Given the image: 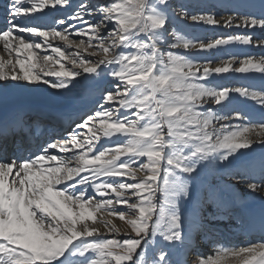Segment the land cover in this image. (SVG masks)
Masks as SVG:
<instances>
[{
  "label": "snow or ice",
  "instance_id": "obj_1",
  "mask_svg": "<svg viewBox=\"0 0 264 264\" xmlns=\"http://www.w3.org/2000/svg\"><path fill=\"white\" fill-rule=\"evenodd\" d=\"M49 5L70 6V0H9L5 5L7 27L0 31V42L8 58L0 56V81L44 83L61 90L60 96L69 97L82 85L86 91L89 81L111 77L114 91H106L104 100L116 106L95 114L101 117L99 127L95 131L89 128L87 138L69 133L67 139L50 142L38 152H33L32 146L39 119L17 113L0 121V264H189L191 255L196 257L192 264H228L230 260L264 264V236L245 247L230 248L217 241L214 254L199 251L197 236L208 235L221 214L233 212L230 204L234 198L215 186L200 197L196 195L206 171L236 168L254 145L262 150L259 178L251 165L232 178L246 180L253 194L264 193V120L252 122L237 112L234 118L241 123L233 126L221 123L233 119L231 114L221 116L210 107H227L223 102L230 103V93L235 92L264 110V91L218 89L203 82L213 73L230 70L264 74V53L259 58L247 57L240 67L232 69L234 58L213 68L211 61L200 64L174 51L208 50L233 42L252 45L253 35H233L205 44L174 30L170 33V0H110L101 4L82 0L69 19L84 27L67 25L60 19L57 23L66 25L63 32L43 31L38 25L24 23L22 17ZM176 14L189 17L185 11ZM93 15L99 17L96 22L85 19ZM190 18L218 23L212 16ZM236 19L240 20L237 27L264 30V14L229 16L225 26H232ZM17 32L43 37L44 44L62 58L65 52L52 47L50 39L59 38L85 52L94 49L89 55L100 58L93 61L72 53V69L61 65V70H43L41 75L33 71L40 64L32 50L42 44L26 41L15 35ZM69 35L87 37V42ZM255 46L264 48V38L257 39ZM24 50L29 52L28 60L20 59ZM52 59L51 55L42 57L45 66ZM44 76L58 80L49 81ZM92 120L89 116L76 127H85ZM245 120L249 122L243 123ZM101 135L122 137L123 141L96 151ZM49 149L72 155L61 158ZM106 177H127L134 182L103 179ZM89 188L103 199L88 196ZM111 194L114 197L108 198ZM186 203L191 205L188 210ZM117 205L125 206L127 212L117 211ZM105 217L122 221L128 238L90 239L101 236L98 219L107 232L120 233ZM248 226L264 233V212L258 220H249ZM177 252L183 260L175 259Z\"/></svg>",
  "mask_w": 264,
  "mask_h": 264
},
{
  "label": "bare ground",
  "instance_id": "obj_2",
  "mask_svg": "<svg viewBox=\"0 0 264 264\" xmlns=\"http://www.w3.org/2000/svg\"><path fill=\"white\" fill-rule=\"evenodd\" d=\"M4 1H1L3 3ZM173 2L182 3L183 6L186 7L188 11L194 10L198 16L204 15V16H212L214 17L218 23L213 25L206 23L205 21H200L196 27L194 28L193 32H190L189 39L196 41V42H202V43H209L213 42L216 39H227L230 36L233 35H253L254 43L252 45H243L239 42H233L225 45H220L217 48L208 49V50H199L197 49H190L186 50V53L190 54L191 58L194 59L196 62L200 64H204L208 61H211V66L217 67L221 66V64L228 62L229 60H233L232 63V69L238 68L241 66V62L247 58V57H255L259 58V56L264 53V48L255 46V41L259 38H264V30L259 28H251V27H237L236 24L240 23L239 19H236L234 24L232 26H225V19L229 16L231 17H242V16H254V17H260L262 14H264V8H262V5H264V0H173ZM93 3V2H92ZM190 6V7H187ZM6 11V10H5ZM54 15L53 10H51L49 7L45 8L43 11L38 12V20L42 22H48L49 20L53 21L52 16ZM173 22H176L175 19H173ZM15 35H20L25 38L26 41H29V37H32L33 39H37L42 44V47L40 48L39 52H45V55H51L53 59L51 61H48L46 63L45 68L43 66L37 67L34 69V72H39L41 75H43V70H46V68L51 70H61V65L63 64V58L59 57L58 54L51 51V48H49L47 45L44 44V38L35 36L31 33H15ZM78 38L77 36H74ZM30 42V41H29ZM15 46V42H13ZM49 44L52 45V47H60L61 41H58V39H54L49 42ZM3 43L0 42V56H3L2 53ZM37 49H33L32 51L36 53ZM37 54V53H36ZM15 55V53H13ZM5 59L8 58V56H3ZM20 59L28 60L29 59V52L28 50H24L20 54ZM59 61L60 63H56ZM31 62V61H29ZM36 62L40 64L39 60L37 59ZM42 63V62H41ZM45 65V64H44ZM27 67V65H26ZM65 68V66H64ZM16 71H19V65L16 66ZM241 74L239 72H236L234 70H230L227 73H220L215 74L213 73L208 81H203L204 83H211L215 85L218 89L222 88H236V87H248L249 90L254 91H264V74L255 72V71H249L244 73L246 75L247 79H253L252 83H246L241 84L240 80H231V74ZM50 77V76H49ZM47 76H44V79L48 80ZM54 78V80H58L57 77L51 76ZM51 79H49L50 81ZM110 80H113L111 77L104 78L99 83H95L92 81H89V84L86 86L87 93H91L90 98L91 100L85 99L84 94L85 91V85H82L78 87L76 90H74L73 94L69 97H62L59 95V92L61 90L53 89L48 84L44 83H27L23 81H0V121L8 119L12 117L13 115L20 113V112H10L7 113L10 109H13L15 107L19 106H26L30 109H36L39 110V112L46 117H48L49 114H53L57 120L62 121V123H65L64 121L72 120V116H75L78 113H81L83 111H89V109L93 108L98 102H99V93L98 91H94V88L97 86L99 88L103 87L104 82H108ZM88 95V94H87ZM230 103L228 101L223 102L227 105V107H224L223 105L217 106V105H211V109L213 111H216L219 115L225 116L231 114L233 119L228 121H222L221 123H228L233 126L240 124L241 121L236 120L235 114L237 112L247 116L250 118L252 122H260L264 120V114L258 113L259 108H261L255 101L245 99L243 97H240L235 92L230 93ZM253 104L252 108L249 109L248 106ZM65 108L62 111H57L59 108ZM74 109V110H73ZM74 111V112H73ZM93 111V110H92ZM67 114V115H65ZM56 115V116H55ZM92 116L91 113L86 112L81 120H84L83 122H73L72 124H83L85 121H87L88 117ZM29 118V116H27ZM68 117V118H67ZM93 117V116H92ZM67 118V119H66ZM76 119V118H73ZM101 117H93V120L90 121L87 126L77 128L75 127V130H78L81 132L82 139L87 138L91 135V132L89 131V128H92L93 131H95L99 127V121ZM248 120H245L243 123H248ZM69 123H66L64 127H67ZM76 125V126H77ZM66 130H63V134H49L52 138L55 140H63L68 138V134L66 133ZM75 132V131H74ZM79 134V132H77ZM122 142V137H112L111 139L102 138L99 140V144L97 145L96 151H99L101 147H109L114 146L117 143ZM42 145V142L40 143ZM44 146V144H43ZM254 149V150H253ZM253 149L247 150L250 155L243 158L241 162H239L238 166L230 171H219L216 169H212L209 171H206L203 176L205 177V182H215L212 186H215L217 190H225L231 197L234 198V200L231 202L230 207L233 208V212L231 214L224 213L221 214L217 220L214 222L215 225L222 227L223 229L229 230L228 228H232V232H239L241 229L246 228L249 233V231L252 229L248 226V221L254 219L251 215V211H257L262 210L264 208V193L261 194H253L251 193L247 187H246V180H242L239 178H236L235 185L231 186L230 184H226L223 182L219 183V178H223V176H226L228 174H237L238 172H242L246 167L249 165L252 166L254 172L257 175V178H259V167L261 163V155L259 153H262V150L254 145ZM50 154L57 155L61 158L71 156L72 153H63L60 152L59 149H50ZM38 152V151H37ZM95 154V153H92ZM107 158H110L107 157ZM124 159V157H121V160ZM119 163V161L117 162ZM139 175V174H138ZM220 176V177H218ZM109 181H123L126 183H133L131 179L127 177H106L103 178ZM208 184H206L207 186ZM206 186L204 185L202 189L205 190ZM60 187H63L61 185ZM209 187V188H210ZM208 189V188H207ZM96 194L95 190L92 188L88 189L87 195L88 196H95L96 201H99L103 199L102 197L93 194ZM115 194H111L108 198H113ZM202 196V195H201ZM200 197V196H199ZM96 201H93L95 203ZM125 206L117 205L116 210L122 211ZM237 215H236V214ZM235 216L233 217V215ZM232 215V217H231ZM245 216H248V219H245ZM106 219H111L113 223L120 229V235L125 234V230H127V226L120 221L118 218L115 217H105ZM246 220V221H245ZM230 221H233V224H227ZM124 224V225H123ZM97 227H100L101 236H108L113 235L112 233L107 232L103 226L99 223V219L97 222ZM242 241V238L240 239ZM241 247H245V245H242ZM200 252H206L207 248L199 247ZM203 249V251H202ZM214 254V253H213ZM228 264H238L235 260H230Z\"/></svg>",
  "mask_w": 264,
  "mask_h": 264
},
{
  "label": "rangeland",
  "instance_id": "obj_3",
  "mask_svg": "<svg viewBox=\"0 0 264 264\" xmlns=\"http://www.w3.org/2000/svg\"><path fill=\"white\" fill-rule=\"evenodd\" d=\"M81 2H82V0H70V6H60V5H57L56 8H52L51 5H49V8L51 10H53L54 16H62V17L57 18V21L60 20V19H64V20H66L67 25L75 24L77 28H80V27H84V25L80 24L77 21L70 20L69 17L77 10V8H78V6H79V4ZM85 2H88L90 4H101V3H105V2H110V0H85ZM170 2L173 5V9H170L169 10V16L171 18V22H170V33H171V31L174 30L175 32L180 33V34L184 35L186 38H188L189 37L188 34H190V32H193L194 31V28L196 27V25L200 22L198 20H192L190 17L192 15H197L198 16V14L194 10L188 11L186 9V7L183 6L182 3L173 2V0H170ZM187 7H190V6H187ZM180 11L187 12L189 14V17L188 18H185V17H183L181 15H177L176 13H178ZM36 14L38 15V12H36ZM85 19L88 20L90 23H94V22H96L97 19H99V17L93 15V16H86ZM173 19H175L176 22H173ZM57 26H58V29H55V30L61 31V32H63L64 29H65V27H66V25H62V24H59V23H58ZM109 27H111V25H109ZM70 32L74 33L75 32V29H70ZM74 36L75 35H69V38L70 39H73V40H76V41H79L80 39H85V41L87 42V37H78V38H76ZM57 39H58V41H61V40H59V38H57ZM172 39H173V37L170 34L168 36V40L171 41ZM52 40L53 39H51L50 41H52ZM29 41L30 42H33V43H40V41L37 40V39H33L32 40V37H29ZM60 48L65 52V57H63V64L66 62L64 64V66L67 69H72V67H73L71 65V63L69 62V58L71 57V54L72 53H79L81 56H84L86 59H91L93 61H95V60H97V59L100 58L98 56H90L89 55V53H91L92 51H94V49H88V52H85L83 48H77L76 45H73V46L69 47L67 45V43L64 42V41H61ZM2 50H3V48H2ZM39 50L40 49H37L36 50L37 59L40 62V66H43L45 68L44 62L42 61V57L45 56V52H39ZM174 51H177L178 53L184 54V55L189 56L191 58L190 54L186 53V50H184V49H175ZM2 53H3V56H7V53H5L4 51H2ZM39 69H40V67H39ZM46 70H48V68H46ZM75 70L79 71L80 69L77 68ZM47 77H49V76H47ZM105 78H107V77H105ZM49 79H51L50 81H55L54 78L51 77V76L48 78V80ZM231 80H240L241 81V84L252 83V81H253V79H247L246 78V75L244 73H241V74H234V73H232L231 74ZM99 82L100 81L97 80V81L94 82V84L95 83H99ZM114 83H115L114 80H110L108 82L106 81V82H104L103 87H106V89H109V91H114V89L112 88V85ZM88 84H89V82L87 83V85ZM88 95H89V93H88ZM90 95H91V93H90ZM104 95H105V93H104ZM104 95H102L100 97L99 103H101V104H99L97 106V108L95 109L94 112L92 111L93 112V115H95L99 111L111 110L112 108H114L116 106L114 104H110V103L106 102L104 100ZM88 97H90V96H88ZM88 100H91V98L88 99ZM95 106L93 108H95ZM252 106H253V104L249 105L248 108L251 109ZM98 108H99V110H98ZM258 113L264 114V110H262L261 108H259ZM94 117H96V115ZM74 131H72L70 133H77V132H79L78 130H75V129H74ZM79 136H81V132H79ZM101 138H102V135H101ZM80 139H82V138L80 137ZM122 141H123V138H122ZM259 155H261V153H259ZM126 159H128V157H124V159H122V160H126ZM138 174H139L138 176H141L142 175V173H138ZM231 176L232 175L228 174L226 176H223V178H219V183L220 182H223V183H226V184H230L231 186L235 185L234 183H236V182H234V180H233V178ZM218 177H220V176H218ZM205 181H206L205 177L202 176L201 182L198 184L197 192H196V195L198 197L201 196V195H203L204 191L207 188H209L211 185H213L215 183L213 181L210 182V183L209 182L207 183ZM206 184H208V185L206 186ZM204 185L206 186L205 190L202 189V187ZM93 195H96V194L94 193ZM190 207H191L190 204H187V203L185 204V209L186 210H188ZM209 210H211V209H209ZM122 211L127 212L126 207L124 209H122ZM235 214L233 215V217L235 216ZM231 217H232V215H231ZM245 219L247 220L248 219V216H245ZM231 229L232 228L229 227V230L228 231L232 232ZM127 231L128 230H125V234L124 235H120V234H117V233H112L113 235H111V236L110 235H108V236L105 235V236L93 237L92 239H117V240H121L122 241V240L128 238ZM199 251H200V249H199ZM212 252L214 253V251H212ZM204 253L205 252H203V254ZM180 255H181V253L177 252L176 253V256H175V259L182 260L180 258ZM189 259L191 260V261H189V264H192V261H194L196 259V257H195V255H191V256H189Z\"/></svg>",
  "mask_w": 264,
  "mask_h": 264
}]
</instances>
